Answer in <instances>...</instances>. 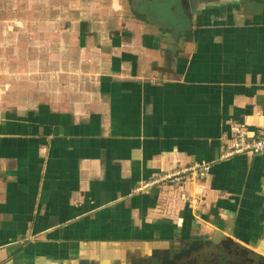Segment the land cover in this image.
<instances>
[{
	"label": "crops",
	"instance_id": "crops-1",
	"mask_svg": "<svg viewBox=\"0 0 264 264\" xmlns=\"http://www.w3.org/2000/svg\"><path fill=\"white\" fill-rule=\"evenodd\" d=\"M133 2L0 0V264L264 260V152L222 157L264 131V0H178L176 38Z\"/></svg>",
	"mask_w": 264,
	"mask_h": 264
},
{
	"label": "built area",
	"instance_id": "built-area-1",
	"mask_svg": "<svg viewBox=\"0 0 264 264\" xmlns=\"http://www.w3.org/2000/svg\"><path fill=\"white\" fill-rule=\"evenodd\" d=\"M231 132L235 135V143L222 154L223 158H230L238 154L251 152H264V131L253 140L247 138L244 130L238 126H232ZM210 172V166L207 162H198L167 172L149 182L141 183L135 192H146L150 188L164 184H180L186 179L194 180Z\"/></svg>",
	"mask_w": 264,
	"mask_h": 264
},
{
	"label": "flooded vegetation",
	"instance_id": "flooded-vegetation-1",
	"mask_svg": "<svg viewBox=\"0 0 264 264\" xmlns=\"http://www.w3.org/2000/svg\"><path fill=\"white\" fill-rule=\"evenodd\" d=\"M208 247L197 251L198 254H192V250H153V253L148 256H142V260H147L153 256L162 264H264V260L256 257L255 260L251 254L245 250H239L232 246L228 249L224 246L207 244ZM139 264V263H132Z\"/></svg>",
	"mask_w": 264,
	"mask_h": 264
},
{
	"label": "rangeland",
	"instance_id": "rangeland-1",
	"mask_svg": "<svg viewBox=\"0 0 264 264\" xmlns=\"http://www.w3.org/2000/svg\"><path fill=\"white\" fill-rule=\"evenodd\" d=\"M133 3L135 4L136 10L144 9L147 11L143 12V16L149 20L150 24L155 27V29L159 28L161 30H167L168 32H171L173 35H175V38L178 37V33L184 35L185 30H187L189 27L190 20L188 19L190 17L185 13L183 15L181 12L177 11L178 0H134ZM162 3L170 11L165 7H161ZM137 263L162 264L157 261L155 256L147 260H139Z\"/></svg>",
	"mask_w": 264,
	"mask_h": 264
},
{
	"label": "water",
	"instance_id": "water-1",
	"mask_svg": "<svg viewBox=\"0 0 264 264\" xmlns=\"http://www.w3.org/2000/svg\"><path fill=\"white\" fill-rule=\"evenodd\" d=\"M215 242L217 243V242H219V240L216 239ZM231 242H232V241L228 239L225 243L228 245V244L231 243Z\"/></svg>",
	"mask_w": 264,
	"mask_h": 264
}]
</instances>
